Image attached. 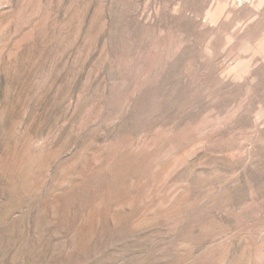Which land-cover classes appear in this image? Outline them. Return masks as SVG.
I'll return each instance as SVG.
<instances>
[{
	"label": "rangeland",
	"instance_id": "rangeland-1",
	"mask_svg": "<svg viewBox=\"0 0 264 264\" xmlns=\"http://www.w3.org/2000/svg\"><path fill=\"white\" fill-rule=\"evenodd\" d=\"M0 264H264V0H0Z\"/></svg>",
	"mask_w": 264,
	"mask_h": 264
}]
</instances>
